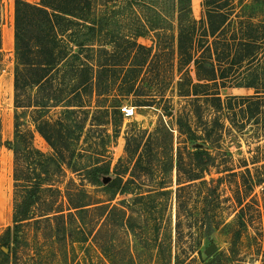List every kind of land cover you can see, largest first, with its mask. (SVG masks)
<instances>
[{
  "label": "rangeland",
  "instance_id": "374dc122",
  "mask_svg": "<svg viewBox=\"0 0 264 264\" xmlns=\"http://www.w3.org/2000/svg\"><path fill=\"white\" fill-rule=\"evenodd\" d=\"M23 1L40 4V0ZM138 1L145 7L158 5L175 31L172 0ZM262 1L232 0L234 22L243 16L253 23H264ZM15 2L1 0L0 6V237L7 227H12L14 161L6 143L12 141L14 134ZM115 2L114 9L99 7L86 16L88 22L104 21L100 35L70 24V31L59 37L74 52L73 63L92 62L99 57L107 64L121 62L117 56L107 62L108 57L75 46L81 43L94 50L109 41L118 44V36L140 10L137 6L134 10L125 9L123 0ZM190 7L193 20L204 19L203 0H190ZM67 18L71 22V17ZM152 38L150 34L136 41L150 48ZM164 58L171 62L175 54ZM111 72L107 74L109 79L123 78L119 69ZM256 75L258 90L239 87ZM126 76L137 77V94L164 93L165 97L153 107L127 101L123 106L132 108L134 114L125 119L123 115L108 116L97 109V105L105 103L96 104L89 88L80 89L83 107L71 108L74 113L69 152L58 164L52 160V148L34 131L33 145L48 159V169L42 173V191L32 218L20 226L18 242L10 243L9 264H264V101L258 106L255 99L243 100L264 87V55L251 66L243 65L229 75L227 82L234 86L219 90L221 112L202 105L203 121L217 118L220 124L208 141L190 142L179 131L177 119L181 118L198 136L203 135L202 123L195 115L198 111L178 96L179 77L169 66L162 67L159 73L130 72ZM71 77L68 71L53 74L57 100L52 99L49 107L41 110L40 120L53 123L65 118V99L73 85ZM48 82L49 79L44 87ZM125 90L116 83L108 94L118 96ZM47 91L42 92L43 98L52 96L53 92ZM71 102L79 105L76 99L71 98ZM126 139L133 149L130 159L125 152ZM194 144L204 145L213 157L206 173L191 163ZM106 165L108 181L104 182V178L97 186L90 183L89 170ZM190 174L195 180L189 181ZM115 177L120 178L126 193H108L105 186ZM83 204H90L86 211L74 209ZM100 206L103 210H98ZM48 210L61 216L42 217ZM211 244L215 250L207 255L205 251Z\"/></svg>",
  "mask_w": 264,
  "mask_h": 264
},
{
  "label": "trees",
  "instance_id": "16d2710c",
  "mask_svg": "<svg viewBox=\"0 0 264 264\" xmlns=\"http://www.w3.org/2000/svg\"><path fill=\"white\" fill-rule=\"evenodd\" d=\"M172 1V17L176 21L175 31L167 16L160 12L158 5L145 7V4L139 3L138 0H123L125 9L134 10L137 6L140 13L136 14L130 26L127 25L125 32L118 36V44L109 41L98 45L94 50L85 48L87 47L85 44H75L82 50L87 49L108 57L107 62L112 61L116 56L121 62L107 64L99 57L92 62L80 60L76 64L71 61L74 52L59 37L70 31V24L71 27L82 26L92 34L100 35L104 21L95 19L93 22H88L86 16L92 15L99 7L116 8L115 0L105 1L106 3L103 0H40L39 5L16 0L13 34L14 134L12 141L6 143V147L13 153L14 161L12 227H7L0 237L2 243L0 264L10 263V243L18 242L20 226L32 218V211L42 191V173L48 169V159L33 145L34 131L41 135L52 148L54 152L52 160L58 164L64 153L69 152L71 113H74L71 108L83 107L80 89L88 91L87 88H89L90 97H96V104L105 103L97 105V109L108 116L111 114L121 116V108L127 101H132L138 104L137 106L153 107L165 97L164 93L137 94V77L124 78L125 74L143 71L159 73L162 67L169 66L172 73L175 72L179 77L176 82L178 96L187 99V105L198 111L195 115L198 117L199 124L202 123L203 135L198 136L181 118L177 119L179 131L186 135L190 142L198 139L208 141L215 133L216 126H220L217 118L210 122L208 119L203 121L202 105L214 112H221L223 104L219 90L234 86L232 82H227L229 75L239 71L243 65L251 66L264 55V23H253L252 20L244 19L243 16L237 17L238 22H234L232 0H203L204 19L198 22L192 19L190 0ZM262 6L264 7V1ZM67 17H71V22ZM150 34L153 36V45L150 48L137 43L138 38ZM1 45L0 27V57ZM169 53L172 56L175 54V59L171 62L167 60V63L164 57H167ZM115 69H119L120 74L123 75L121 80L107 77V74ZM67 71L72 74L73 85L70 86L72 90L70 89L65 99V118L53 123L40 120L41 110L47 109L52 99L57 100L53 92V74ZM48 79L47 87H44L43 84ZM258 82L259 77L256 75L238 85L258 90ZM116 83H120V86L126 89L125 92L118 96L108 94ZM45 89H48L49 93L53 92L52 96L43 98L42 92ZM261 90L263 95L261 92H256L255 96L243 100L251 102V99H255L254 103L260 106L261 101H264V87ZM71 98L78 100L79 105L72 104L74 102H71ZM262 106L264 107V104ZM168 112L169 110L166 111ZM59 127L61 129H57ZM162 130L169 134L164 126ZM129 142L126 139L125 152L130 159L133 149L130 150ZM2 145L0 140V148ZM192 149L190 152L192 165L201 173H206L213 162V157L204 145L198 147V144H194ZM176 164L177 167L180 165V154H177ZM87 174L89 182L97 186L109 175V166H94ZM188 178L189 181L195 180L192 174ZM105 188L112 195L118 192L126 193L121 188V180L118 177L109 181ZM89 205L83 204L74 209L83 208L82 211H86ZM100 207L98 210H103V207ZM52 211L48 210L42 217L56 219L61 216L54 215L59 212Z\"/></svg>",
  "mask_w": 264,
  "mask_h": 264
},
{
  "label": "built area",
  "instance_id": "2783aa9c",
  "mask_svg": "<svg viewBox=\"0 0 264 264\" xmlns=\"http://www.w3.org/2000/svg\"><path fill=\"white\" fill-rule=\"evenodd\" d=\"M121 113L125 119L132 117L134 114L133 109L128 107L121 108Z\"/></svg>",
  "mask_w": 264,
  "mask_h": 264
},
{
  "label": "water",
  "instance_id": "95a60500",
  "mask_svg": "<svg viewBox=\"0 0 264 264\" xmlns=\"http://www.w3.org/2000/svg\"><path fill=\"white\" fill-rule=\"evenodd\" d=\"M170 114H171V113H168V116H170ZM198 147H200V146L198 145ZM107 181H108V179L105 178V179H104V182H107ZM14 240H15V236L13 235V241H14ZM214 250H215V246H214L213 244H211L210 246L207 247L205 253H206L207 255H209V254H211ZM3 251H5V250L3 249Z\"/></svg>",
  "mask_w": 264,
  "mask_h": 264
},
{
  "label": "bare ground",
  "instance_id": "6f19581e",
  "mask_svg": "<svg viewBox=\"0 0 264 264\" xmlns=\"http://www.w3.org/2000/svg\"><path fill=\"white\" fill-rule=\"evenodd\" d=\"M10 45H11V43H10Z\"/></svg>",
  "mask_w": 264,
  "mask_h": 264
}]
</instances>
